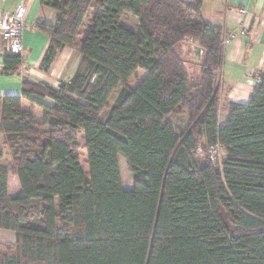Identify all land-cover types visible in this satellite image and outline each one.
Returning <instances> with one entry per match:
<instances>
[{
	"label": "trees",
	"instance_id": "16d2710c",
	"mask_svg": "<svg viewBox=\"0 0 264 264\" xmlns=\"http://www.w3.org/2000/svg\"><path fill=\"white\" fill-rule=\"evenodd\" d=\"M41 1L58 12L35 24L50 38L41 68L65 47L80 59L58 87L25 79L0 97V228L16 233L0 264H264V73L248 103L220 100L224 28L202 0ZM183 40L203 50L196 77L175 49ZM22 61L7 52L4 71ZM23 98L43 107L41 121Z\"/></svg>",
	"mask_w": 264,
	"mask_h": 264
},
{
	"label": "crops",
	"instance_id": "0c3cea01",
	"mask_svg": "<svg viewBox=\"0 0 264 264\" xmlns=\"http://www.w3.org/2000/svg\"><path fill=\"white\" fill-rule=\"evenodd\" d=\"M202 3L206 20L212 25L223 26V39L231 34L236 36L222 45L223 71L221 76L219 74L217 81L220 96L224 101L248 103L256 89V79L264 73V0H202ZM21 4L26 8L22 35L23 61L15 72L4 71V55L8 51L0 35V97L21 94L25 79L58 87L61 81L70 80L73 77L79 64L78 51L65 47L58 54L49 71L41 68L42 58L50 38L37 29L35 24L43 21L54 24L58 12L52 7L43 5L41 0H0L1 8L8 12H13ZM243 9L246 12H242ZM133 19L134 22H139L137 18ZM243 28H247L248 33H242ZM190 43L189 40H183L175 45V49L184 60L190 75L196 77L195 72L198 71L199 75L202 57L192 52ZM136 73L139 80L131 83ZM136 73L129 81L132 87H135L146 75L143 69H138ZM41 101L45 104L53 102L48 97L41 98ZM22 107L32 112L38 121L42 120L41 105L23 98ZM0 161L8 165L9 156L6 152L1 156ZM20 187L19 179L11 173L8 178V195L12 197L20 190ZM15 240L16 233L13 230L0 228V250L2 244L13 243Z\"/></svg>",
	"mask_w": 264,
	"mask_h": 264
},
{
	"label": "built area",
	"instance_id": "2783aa9c",
	"mask_svg": "<svg viewBox=\"0 0 264 264\" xmlns=\"http://www.w3.org/2000/svg\"><path fill=\"white\" fill-rule=\"evenodd\" d=\"M241 11L246 12L244 9ZM25 13L26 8L23 4L19 5L13 12L3 10L0 5V35L6 43L8 52L22 54L24 50L22 35L25 26ZM242 33H248V29L243 28ZM235 37V34L224 37L222 45ZM193 44L196 46L195 43ZM194 50H198L200 54L203 53V50H199L197 46ZM258 81L259 80L256 79V83H258ZM222 155L223 150L219 143L209 148V157L214 163L217 162L220 164Z\"/></svg>",
	"mask_w": 264,
	"mask_h": 264
},
{
	"label": "rangeland",
	"instance_id": "374dc122",
	"mask_svg": "<svg viewBox=\"0 0 264 264\" xmlns=\"http://www.w3.org/2000/svg\"><path fill=\"white\" fill-rule=\"evenodd\" d=\"M95 7H92L91 11L94 10ZM133 18H137V17L132 15L131 13H125L121 17V22H122L123 25H125V26H127V27H129L131 29H137L138 28V23L134 22ZM137 20H138V18H137ZM81 37H84V33L81 34ZM195 47L196 46L191 42L190 43V49L192 50V52L197 54L196 51H193L194 50L193 48H195ZM222 71H223V66H222V68L220 70V76L222 74ZM195 73H197V75H198V71L195 72ZM138 74H139V71H138ZM138 80H139V78L137 77V73H136V75L132 78L131 83H135ZM114 96H112V98L110 99L111 103H114V101H115ZM220 98H221V96H220ZM109 109L110 108H105L104 109V111H103V113L101 115V119H105L106 118ZM220 120L223 121L222 118ZM4 138H5V136L0 134V144H3ZM120 166H121V172H122V178H123L124 187L127 188V189H130L132 187V182H133V175H132V172L130 170V164H129V162L126 159H124L123 157H120Z\"/></svg>",
	"mask_w": 264,
	"mask_h": 264
}]
</instances>
